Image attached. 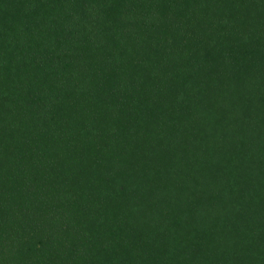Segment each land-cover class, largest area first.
Returning a JSON list of instances; mask_svg holds the SVG:
<instances>
[{
  "label": "trees",
  "instance_id": "1",
  "mask_svg": "<svg viewBox=\"0 0 264 264\" xmlns=\"http://www.w3.org/2000/svg\"><path fill=\"white\" fill-rule=\"evenodd\" d=\"M0 264H264V0H0Z\"/></svg>",
  "mask_w": 264,
  "mask_h": 264
}]
</instances>
